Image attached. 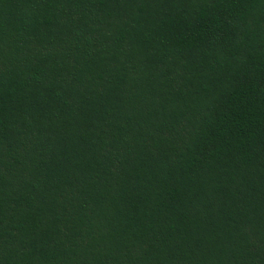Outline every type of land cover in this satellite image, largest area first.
Listing matches in <instances>:
<instances>
[{"label":"trees","instance_id":"16d2710c","mask_svg":"<svg viewBox=\"0 0 264 264\" xmlns=\"http://www.w3.org/2000/svg\"><path fill=\"white\" fill-rule=\"evenodd\" d=\"M0 264H264V0H0Z\"/></svg>","mask_w":264,"mask_h":264}]
</instances>
